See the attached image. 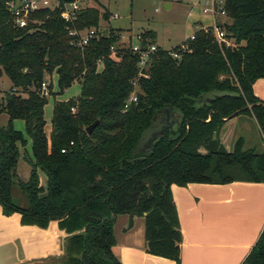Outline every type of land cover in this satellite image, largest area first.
Here are the masks:
<instances>
[{"label": "trees", "instance_id": "1", "mask_svg": "<svg viewBox=\"0 0 264 264\" xmlns=\"http://www.w3.org/2000/svg\"><path fill=\"white\" fill-rule=\"evenodd\" d=\"M10 1L0 0V76L10 81L0 100V114L8 117L0 125L2 213H17L23 224L39 227L57 221L67 235L64 254L45 264H122L112 251L120 214L143 216L147 252L181 264L172 184L264 182V149L247 148L238 137L227 150L220 140L222 118L232 114L254 118L264 137V101L252 88L264 78V0H224L228 44L218 43L211 30H196L184 41L185 51L180 44L157 46L142 70L146 76L137 54L120 43L119 30L99 31L108 14L83 7L70 24L61 16L60 1L32 13L27 26L18 28L7 9ZM67 26L93 28L97 36L79 49ZM140 35L143 45L154 44L152 32ZM54 73L59 94L75 81L80 92L54 100L47 133L41 84ZM52 86L49 78V94ZM210 90L238 95L198 100ZM132 92L137 100L124 109ZM164 107L179 113L178 121L149 151L133 154L141 132ZM16 119L24 131L13 126ZM95 120L88 134L85 128ZM20 159L30 166L25 180L16 172ZM14 184L25 205L14 201ZM243 264H264V228Z\"/></svg>", "mask_w": 264, "mask_h": 264}, {"label": "crops", "instance_id": "2", "mask_svg": "<svg viewBox=\"0 0 264 264\" xmlns=\"http://www.w3.org/2000/svg\"><path fill=\"white\" fill-rule=\"evenodd\" d=\"M105 13L108 19H101L105 23L104 28H107L105 32L114 29L119 30L120 34L132 36L128 29L111 26V21L119 18L117 15L109 11ZM202 15L209 24L197 20L196 30L211 24L209 17ZM221 20L222 17H217V22ZM262 85L264 78H258L252 88L255 96L264 101ZM246 120L253 123L258 134L261 132L254 118L242 114L233 116L224 120L220 130V140L224 147L233 139L234 126L230 123L241 122L244 125ZM240 137L244 139L246 147L247 137ZM27 170L23 168L22 171ZM38 175L42 185L40 172ZM171 195L181 232V264L245 262L264 228V182L235 180L227 183L193 182L183 186L172 184ZM144 231L143 216L120 214L116 217L112 251L118 260L122 264H175L172 259L147 252ZM66 236L57 221H50L46 227L23 224L19 214L6 216L0 207V264H31L62 256Z\"/></svg>", "mask_w": 264, "mask_h": 264}, {"label": "rangeland", "instance_id": "3", "mask_svg": "<svg viewBox=\"0 0 264 264\" xmlns=\"http://www.w3.org/2000/svg\"><path fill=\"white\" fill-rule=\"evenodd\" d=\"M81 7H94L102 14L109 11L111 14L117 15L119 18L111 21L112 27H122L130 30L133 38L136 34L143 32H152L154 34V44L163 49L173 48L178 43L184 42L196 30L195 22L202 21L203 24H209L203 18L202 7L203 0H81ZM199 1V4L197 3ZM169 5L170 7H166ZM101 21V20H100ZM105 23L101 21L100 30L103 33L107 28H104ZM134 43V39H132ZM49 78L52 81L51 94L48 91ZM56 74L51 77L45 76V87L47 104L44 107L45 130L49 133L51 124V115L54 100H64L72 96H76L80 92V84L75 81L63 93H58L56 83ZM10 86V81L4 75L0 76V100L2 93ZM262 93H264V85H262ZM7 115L0 114V125H5ZM234 126L232 130V140L226 144L227 150H232L235 141L238 137H247V146L254 147L261 151L264 149V137L258 131L250 120L245 121V126L241 122L230 123ZM13 126L21 131H24L23 121L16 119L13 121ZM264 134V133H263ZM246 146V147H247ZM23 168L28 169L22 171ZM30 166L20 159L16 166L17 175L24 179L28 175ZM41 184L45 186V175L40 172ZM12 197L15 202L20 205H25V198L16 184L12 187ZM63 256L53 257L55 260L61 259ZM52 262V261H51ZM48 262H35V264H45Z\"/></svg>", "mask_w": 264, "mask_h": 264}, {"label": "built area", "instance_id": "4", "mask_svg": "<svg viewBox=\"0 0 264 264\" xmlns=\"http://www.w3.org/2000/svg\"><path fill=\"white\" fill-rule=\"evenodd\" d=\"M60 1H62V18L72 24L81 10L82 1L81 0H12L7 3V9L10 12L13 23L18 28H24L27 26L29 16L39 10L45 8H51L57 5H60ZM202 13L209 17L211 24L206 27L200 28L203 31L211 30L215 40L218 43H225V30L224 25L226 22V12L224 9V0H203ZM217 17H222L223 20L217 22ZM69 36H71L72 43L79 49H83L87 46L92 39L97 36V32L93 28H87L83 30H77L76 28L66 27ZM194 35H191L188 39H193ZM134 39V43L132 42ZM120 43H127L131 52L137 54L138 62L137 66L141 70L140 74L146 76L145 73L142 72L143 69L147 68L149 59L157 50V46L153 43H146V45L142 44V36L140 34L133 36H128L126 34H120ZM226 44H228L226 42ZM187 43L183 42L180 44L179 49L181 51L187 50ZM113 49V46L110 47ZM171 55L175 58L179 57L177 52H171ZM41 90L44 94H46L45 83L41 84ZM137 97L135 93L132 92L130 97L124 105V109L127 108L128 104L131 102H135ZM63 151V150H62Z\"/></svg>", "mask_w": 264, "mask_h": 264}, {"label": "water", "instance_id": "5", "mask_svg": "<svg viewBox=\"0 0 264 264\" xmlns=\"http://www.w3.org/2000/svg\"><path fill=\"white\" fill-rule=\"evenodd\" d=\"M236 92L220 91V90H210L204 92L199 96V101H209L212 97H223V96H237ZM234 116L233 114L229 117L222 118L226 120ZM179 113L175 111H170L168 107H164L158 110L154 117L151 119L150 126L144 129L138 141L132 149V153H137L141 151H149L151 149L152 143L155 139L161 136L166 128L172 127L179 119ZM98 124V120H95L93 123L88 125L85 130L89 134L93 128Z\"/></svg>", "mask_w": 264, "mask_h": 264}]
</instances>
